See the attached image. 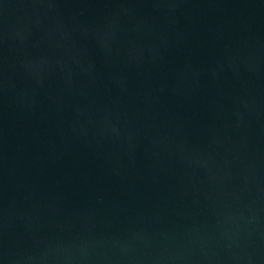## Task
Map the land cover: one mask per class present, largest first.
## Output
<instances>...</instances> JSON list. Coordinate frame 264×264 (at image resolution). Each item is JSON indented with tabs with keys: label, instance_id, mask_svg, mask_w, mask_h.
I'll return each instance as SVG.
<instances>
[{
	"label": "water",
	"instance_id": "obj_1",
	"mask_svg": "<svg viewBox=\"0 0 264 264\" xmlns=\"http://www.w3.org/2000/svg\"><path fill=\"white\" fill-rule=\"evenodd\" d=\"M0 264H264V0H0Z\"/></svg>",
	"mask_w": 264,
	"mask_h": 264
}]
</instances>
